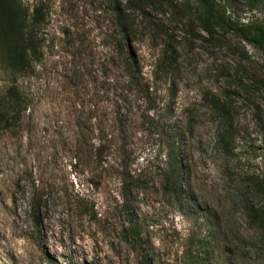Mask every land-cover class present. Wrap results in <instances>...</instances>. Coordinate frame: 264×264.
<instances>
[{
  "label": "rangeland",
  "instance_id": "obj_1",
  "mask_svg": "<svg viewBox=\"0 0 264 264\" xmlns=\"http://www.w3.org/2000/svg\"><path fill=\"white\" fill-rule=\"evenodd\" d=\"M112 2L18 0L45 10L43 56L0 131V264H264V49L241 33L264 0H208V21L203 0H159L127 38Z\"/></svg>",
  "mask_w": 264,
  "mask_h": 264
},
{
  "label": "trees",
  "instance_id": "obj_2",
  "mask_svg": "<svg viewBox=\"0 0 264 264\" xmlns=\"http://www.w3.org/2000/svg\"><path fill=\"white\" fill-rule=\"evenodd\" d=\"M112 12L119 30L126 37L130 27L131 14L141 7L148 6L159 0H128L127 5H123L120 0H112ZM171 4L172 0H160ZM208 4L206 10V20H209L211 5L208 0H203ZM45 10L42 6H36L27 16L18 4V0H0V47L3 59L7 67V75L11 79L9 86L0 97V131L8 128L10 123L19 121L21 114L27 109L26 97L17 85L16 77L31 76L35 66L42 59L41 40L37 31L44 24ZM241 33L245 40L254 43L259 49H264V25H255L242 29ZM125 62L128 70L127 86L130 93L140 95L144 103L149 104V111L155 110L151 100V91L147 84L143 83L141 70L135 52L132 50L131 41L126 40ZM13 78V79H12ZM223 140V139H222ZM251 220L264 233V206L254 210ZM33 225L36 229L40 227L41 217L39 210L32 207Z\"/></svg>",
  "mask_w": 264,
  "mask_h": 264
}]
</instances>
